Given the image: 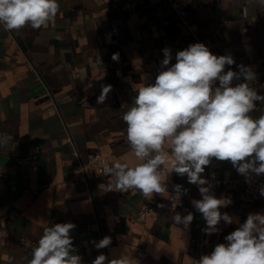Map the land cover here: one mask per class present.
Returning <instances> with one entry per match:
<instances>
[{
  "label": "crops",
  "instance_id": "obj_1",
  "mask_svg": "<svg viewBox=\"0 0 264 264\" xmlns=\"http://www.w3.org/2000/svg\"><path fill=\"white\" fill-rule=\"evenodd\" d=\"M122 1L59 0L60 11L47 27H0V134L12 137L0 148V264H28L31 251L18 238L39 239L45 228L67 222L76 225L70 235L82 264L101 253L109 260L131 257L132 264H193L199 254L194 238L202 242L201 256L210 254L212 243L225 240L249 213H264V196L244 193V176L215 158L202 176L226 181L212 193L231 198L221 212L233 223L221 221L211 235L202 231L205 221L191 204L202 197L186 175L171 173L167 192L148 199L138 190L106 191L114 181L97 169L87 171L86 182L77 180L79 160L95 151L107 155L110 165L139 163L122 115L136 90L155 82L163 49L171 50L174 64L176 53L195 43L161 0H147L133 12L122 11ZM188 19L214 55L233 57L225 71L252 69L256 79L250 86L264 96V6L257 0H202L188 10ZM102 85L112 88L104 104H97ZM261 114L264 102L257 101L250 115ZM30 144L40 151L29 164H16L13 155L24 154ZM177 184L187 189L180 196L184 212L167 199ZM142 203L154 207L156 220H130ZM189 212V228L173 222L176 213ZM105 236L112 243L97 250L92 241Z\"/></svg>",
  "mask_w": 264,
  "mask_h": 264
},
{
  "label": "clouds",
  "instance_id": "obj_2",
  "mask_svg": "<svg viewBox=\"0 0 264 264\" xmlns=\"http://www.w3.org/2000/svg\"><path fill=\"white\" fill-rule=\"evenodd\" d=\"M257 2L264 6V0ZM59 11V0H0V27L5 31H19L26 26L40 29L53 22ZM162 51L164 59L155 82L139 87L122 115L127 143L139 163H105L103 170L114 181L106 191L138 190L148 199L167 192L166 179L171 173L186 175L202 197L191 201L205 221L202 231L211 235L219 232L221 221L233 223L232 216L221 212L232 201L230 197L217 198L202 174L215 158L231 162L246 182L252 175L264 176V114L258 118L250 115L257 101L264 102V96L250 86L256 79L250 67L241 65L239 71L231 67L225 71L226 66L235 63L230 54L217 56L205 44L194 43L178 51L176 62L170 64L171 50ZM113 59L118 60V54ZM241 78L245 82L233 85ZM111 88L101 86L97 104H104ZM11 140L9 134H0V148ZM173 190L175 200L180 199L182 191L187 192L178 184ZM260 192L264 196V187ZM193 219L191 212L172 217L185 229ZM75 227L67 222L45 228L32 247L28 264H82L70 235ZM225 241L195 264H264V213H249ZM92 243L99 250L112 240L105 236ZM132 259L120 256L109 260L101 253L92 264H132Z\"/></svg>",
  "mask_w": 264,
  "mask_h": 264
},
{
  "label": "built area",
  "instance_id": "obj_3",
  "mask_svg": "<svg viewBox=\"0 0 264 264\" xmlns=\"http://www.w3.org/2000/svg\"><path fill=\"white\" fill-rule=\"evenodd\" d=\"M147 0H124L120 3V9L125 12H133L138 6L142 5ZM202 0H161V2L172 12L173 16L183 25L184 32L189 35L195 43H203L196 35L197 24L194 22L189 21L188 19V10L196 5L197 2ZM205 46H207L205 44ZM210 50V47L207 46ZM40 151V148L37 145L30 144L27 146L26 151L22 155H13V160L16 164L20 165H27L31 162L33 157ZM107 163L110 165V161L107 155L95 151L89 153L86 159H80L77 165L78 175L77 180L86 182L87 180V171L92 169H97L101 173L106 174L103 170V165ZM207 180L210 181L212 184V192L218 186L224 185L226 183L225 180H213L208 178ZM243 181V189L242 191L251 197H256L257 195H261V188L264 187V176H255L252 175L250 180L246 182L245 177L242 179ZM175 196L174 192L169 193L167 199L169 204L172 208L179 207L181 211H187L188 208L183 205L182 199L180 197L179 200L173 199ZM147 218L152 220L157 219V215L154 211V207L150 203H142L134 215L130 218L132 221H143ZM19 243L25 251H32V247L36 245L38 239L29 238L26 236H20L18 238ZM198 249L199 254L194 259L193 264L195 261L199 260L201 257L200 248L202 246V242L199 239L194 238ZM219 243H226L225 240L217 241L212 243L213 246ZM140 254V253H139Z\"/></svg>",
  "mask_w": 264,
  "mask_h": 264
}]
</instances>
